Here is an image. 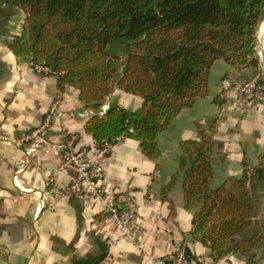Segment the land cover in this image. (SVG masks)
Listing matches in <instances>:
<instances>
[{
  "label": "crops",
  "instance_id": "crops-1",
  "mask_svg": "<svg viewBox=\"0 0 264 264\" xmlns=\"http://www.w3.org/2000/svg\"><path fill=\"white\" fill-rule=\"evenodd\" d=\"M23 21L20 10L0 5V264H96L105 255L107 264H159L178 245L187 253V264H264V221L253 218L237 239L248 240L261 230L262 242L244 254L232 250L214 261L207 247L192 240L191 219L200 205L184 209L179 170L180 143L202 134L212 143L210 189L228 177H240L243 160L254 166L264 155V105L252 103L242 113L233 97L221 95L225 84L245 82L260 71V65L257 70H235L216 61L208 73L207 95L182 109L158 135L156 158H146L131 139L121 138L112 146L104 183L116 194L132 195L136 202L145 245L138 251L105 224L106 212L99 201L65 192L71 177L59 170L60 149L42 146L32 157L26 156L30 143L22 141L42 123L52 99L59 100L60 114L44 137L56 145L74 137L75 147L91 151L94 141L84 125L95 111L78 100L76 89H58L55 76L34 73L29 63L10 52L7 45L20 33ZM217 100H222L221 106ZM140 104V97L115 89L101 113L111 105L135 110ZM173 178L164 197L162 190ZM258 192L264 207V187L255 184L254 210ZM39 199L44 201L42 208H37Z\"/></svg>",
  "mask_w": 264,
  "mask_h": 264
},
{
  "label": "trees",
  "instance_id": "trees-1",
  "mask_svg": "<svg viewBox=\"0 0 264 264\" xmlns=\"http://www.w3.org/2000/svg\"><path fill=\"white\" fill-rule=\"evenodd\" d=\"M0 5L24 14L20 33L7 45L10 52L46 69L58 89H76L78 100L95 111L84 125L94 143L131 139L150 160L158 155V135L182 109L207 95L216 61L235 70L259 67L264 0H0ZM115 89L140 97V107L111 105L101 113ZM179 149L184 209L200 205L191 219L192 240L207 247L214 261L232 250L255 249L261 230L237 239L254 218L252 186L264 187V155L254 166L243 160L240 177L210 189V139L202 134L182 141ZM174 180L164 186V197Z\"/></svg>",
  "mask_w": 264,
  "mask_h": 264
},
{
  "label": "built area",
  "instance_id": "built-area-1",
  "mask_svg": "<svg viewBox=\"0 0 264 264\" xmlns=\"http://www.w3.org/2000/svg\"><path fill=\"white\" fill-rule=\"evenodd\" d=\"M38 75H48L49 72L38 66H30ZM264 78L260 72L254 73L243 83L233 85L225 84L221 95L225 99L234 98L235 106L239 112H244L252 103L264 105ZM60 114V102L52 99L42 123L31 130L23 139V143H30L25 151L27 157L42 146H49L61 150L59 170L70 173V183L65 192L82 200L99 201L106 212L105 224L112 227L120 237L130 241L138 251H143L144 233L137 222V207L132 195H119L110 190L104 183L105 161L112 150V144L103 142L94 143L93 149L88 151L85 147H75V138L70 137L61 145L45 139L44 135ZM53 175L48 177L52 185ZM44 201L38 200L37 208H42ZM109 256L96 264H107ZM163 262V263H162ZM159 264H187V254L183 246H175Z\"/></svg>",
  "mask_w": 264,
  "mask_h": 264
},
{
  "label": "rangeland",
  "instance_id": "rangeland-1",
  "mask_svg": "<svg viewBox=\"0 0 264 264\" xmlns=\"http://www.w3.org/2000/svg\"><path fill=\"white\" fill-rule=\"evenodd\" d=\"M264 21L262 22L260 29L257 34V55L259 59V65H260V73L261 77L264 78ZM110 52L112 53V50L110 49ZM264 196V195H263ZM256 197L258 198V201L256 202L258 205L255 207L254 210V219L256 221H264V207L260 203L261 194L258 192L256 194Z\"/></svg>",
  "mask_w": 264,
  "mask_h": 264
},
{
  "label": "bare ground",
  "instance_id": "bare-ground-1",
  "mask_svg": "<svg viewBox=\"0 0 264 264\" xmlns=\"http://www.w3.org/2000/svg\"><path fill=\"white\" fill-rule=\"evenodd\" d=\"M262 29H264V28H262Z\"/></svg>",
  "mask_w": 264,
  "mask_h": 264
}]
</instances>
